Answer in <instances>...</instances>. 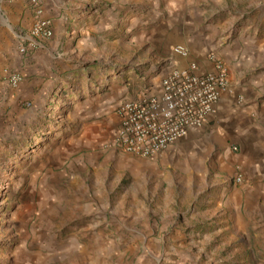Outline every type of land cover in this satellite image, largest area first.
Listing matches in <instances>:
<instances>
[{
  "label": "rangeland",
  "instance_id": "374dc122",
  "mask_svg": "<svg viewBox=\"0 0 264 264\" xmlns=\"http://www.w3.org/2000/svg\"><path fill=\"white\" fill-rule=\"evenodd\" d=\"M220 1L194 0L186 19L195 35L220 24L194 52L183 33L161 32L168 44L155 45L160 22L172 16L130 0L128 19L92 32L80 52L64 47L57 70L38 74L35 82L48 87L42 92L22 88L14 36L33 20L19 18L20 9L7 17L0 0V264H136L137 228L154 217L199 244L197 264H264V180L237 165L242 151L222 139L221 124L211 120L150 158L112 141L115 104L146 90L175 44L190 60L191 53L221 58L223 94L234 92L235 107L262 123L264 0H223V9ZM11 74L20 75L16 86Z\"/></svg>",
  "mask_w": 264,
  "mask_h": 264
},
{
  "label": "crops",
  "instance_id": "0c3cea01",
  "mask_svg": "<svg viewBox=\"0 0 264 264\" xmlns=\"http://www.w3.org/2000/svg\"><path fill=\"white\" fill-rule=\"evenodd\" d=\"M4 1H6V7L11 10V13L4 11L7 17H10V15L14 16V11L18 13V16L20 9L24 14L20 15L19 18L23 17L29 23L35 18V7L30 0ZM99 1L102 4L98 0L40 1L41 15L50 21L53 36L47 39H35L36 44L33 47L30 46L26 53L21 54L23 60L20 63V68L24 71L22 88L42 92L48 89V87L45 88L47 86L45 83H42V86H40L41 84L35 82V79H40L39 75H46L44 72L57 70L56 66H58L61 58H63L62 49L64 47L74 49L72 55L75 51L80 52L81 47L84 45L88 46L89 40L92 39L90 37L92 32L95 30H113L112 24L116 23V21L113 22L115 18L121 21L125 18L128 19L127 9L130 7V0ZM139 1L144 2L145 5L157 6V8L161 5L162 9L167 10L173 18L169 23L160 22V26L162 27L157 29V34L152 39L155 45L162 46L168 44L165 35L159 34L161 32L163 34L167 32L183 33V42L186 46L190 45L189 47H192L195 52L201 46L209 43L208 41H212V37L214 38V35L219 31V23L211 26L214 33L208 31L201 36L195 35L194 31L188 27L186 16L192 11L194 0ZM221 1L219 2L220 4L222 3ZM220 7L223 9L228 6L225 4L223 7L221 4ZM27 31L28 26L25 29H19V33L14 31L18 46L21 44L20 34L27 33ZM190 57L199 63L200 70L213 69V63L207 57L200 54L195 55L194 53H191ZM47 65L52 67L47 68ZM162 74L163 71L150 82L157 83ZM233 93H225L220 97L212 120L223 127V132L220 133L222 139L224 138L230 142L235 141L239 144L242 154L239 153L238 157L241 164L237 165L241 166L240 168L243 169L244 174L248 175L252 180L260 182L264 180V110L262 113V123L254 125L249 121L248 111H239L235 107L236 96ZM201 128H193L192 130L193 132H200L199 129ZM142 225L141 228H137L139 232L136 231L143 243V247L136 257V264H197V259L200 255L195 256L193 249L199 251V244L191 242L190 238L186 237V234L179 230H175V233L165 230L162 222H158L155 217L151 226L147 222H142Z\"/></svg>",
  "mask_w": 264,
  "mask_h": 264
},
{
  "label": "built area",
  "instance_id": "2783aa9c",
  "mask_svg": "<svg viewBox=\"0 0 264 264\" xmlns=\"http://www.w3.org/2000/svg\"><path fill=\"white\" fill-rule=\"evenodd\" d=\"M30 1L36 16L27 33L20 34V54L33 47L35 39L53 36L50 21L41 15V0ZM188 58L186 46L173 45L166 69L157 83H150L140 95L122 97L115 104L117 125L112 128L113 144L124 151L150 158L186 137L193 128L211 122L216 104L228 86L227 67L212 53L208 56L213 63L211 70H200L199 63ZM183 59H186L184 64ZM20 79L18 74L9 76L13 86ZM233 180L240 183L242 176L237 175Z\"/></svg>",
  "mask_w": 264,
  "mask_h": 264
}]
</instances>
